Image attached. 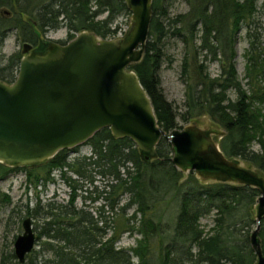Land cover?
Here are the masks:
<instances>
[{
	"label": "trees",
	"instance_id": "1",
	"mask_svg": "<svg viewBox=\"0 0 264 264\" xmlns=\"http://www.w3.org/2000/svg\"><path fill=\"white\" fill-rule=\"evenodd\" d=\"M256 1L184 0L188 11L172 16L168 6L161 5L167 0H154L144 56L129 69L137 74L150 97L158 125L166 133L181 128L178 118L186 123L207 115L224 129L225 135L219 140L223 154L239 158L262 173L264 117L256 104L264 102V86L243 90L234 67L233 49L234 36L253 17ZM2 8H8L12 15L10 19L0 17V31L4 33L0 44L7 32L14 31L18 40L33 46L37 45L38 34L62 26L69 39L81 31L103 39L115 38V20L131 15L127 0H0V13ZM168 37L179 40L192 59L205 52L213 60L218 58L221 64L218 77L211 78L198 61L192 71L185 57L182 61V73L187 76L185 111L181 114L166 100L158 75L165 56L164 40ZM19 61V56H10L0 63L1 81H14ZM251 61L248 60L252 66L248 76L255 79L263 72ZM228 90L234 92L235 100L227 96ZM253 144L258 145V150H252ZM84 145L91 148L90 156L69 160L68 153L74 149H64L35 167L11 168L0 163V181L20 171L25 173L27 185L39 182L45 185L49 181L54 183L50 174L56 169L60 180L70 189L65 203L50 201L39 216L43 222L36 239L46 240L41 251L51 253L49 264H133L134 258L137 264H153L152 241L156 238L160 239L156 264H253L255 255L249 235L256 225L252 211L259 195L256 189L206 182L193 172L182 179L181 172L171 163V147L165 138L160 139L154 157L148 162L130 139L115 138L108 128L96 132ZM125 196L127 200L123 203ZM77 198L87 205L77 209ZM96 202L101 204L94 214L85 209ZM10 203L9 195L0 192V207ZM38 206L39 203L33 211L37 217ZM169 206L174 222L156 224L155 220H162L163 209ZM133 207L135 210L129 215ZM30 213L27 209L26 215ZM208 216H213V226L206 234L199 228V220ZM170 227L172 230L168 232ZM133 232L141 236L135 247L117 246L123 234ZM259 238L264 254V218ZM39 255L40 251L33 249L23 263L16 261L14 253L10 257L14 264H38Z\"/></svg>",
	"mask_w": 264,
	"mask_h": 264
},
{
	"label": "water",
	"instance_id": "2",
	"mask_svg": "<svg viewBox=\"0 0 264 264\" xmlns=\"http://www.w3.org/2000/svg\"><path fill=\"white\" fill-rule=\"evenodd\" d=\"M154 0H127L129 27L121 37L103 39L79 32L65 44L21 47L16 78L0 80V163L11 168L42 165L57 152L83 145L108 128L115 138L130 139L145 161L155 155L161 138L170 144L171 163L206 182L247 186L258 191L252 206L256 227L249 235L253 264H264L259 238L264 218V174L220 149V130L194 123L166 133L150 97L130 65L139 63L148 41ZM15 239L19 263L37 241L31 220L22 221Z\"/></svg>",
	"mask_w": 264,
	"mask_h": 264
},
{
	"label": "rangeland",
	"instance_id": "3",
	"mask_svg": "<svg viewBox=\"0 0 264 264\" xmlns=\"http://www.w3.org/2000/svg\"><path fill=\"white\" fill-rule=\"evenodd\" d=\"M162 6H168V12L170 15H176L179 13H185L188 11V6L184 2V0H167V2H162ZM256 10L251 19H249L246 24L244 23L240 30L234 36L233 49L235 53L234 59V67L237 73V79L240 82L243 90L252 91L251 89L262 88L264 86V0L256 1ZM94 9V8H93ZM0 13V17L2 18H11V13H9L8 8H2ZM6 14V15H5ZM104 17L100 16L98 19H102ZM23 20L25 18L23 17ZM131 20V15L118 17L114 24L113 28H117L116 37H121L126 32L129 27ZM2 28V26H0ZM3 32L0 31V38L2 37ZM68 32L64 26L56 29L50 30L45 34H38L37 36V47L32 46V49L43 48L47 43L55 42V43H66L69 39L67 36ZM78 33H75V36ZM200 33H198L195 45L198 47L200 44L199 39ZM112 39V38H107ZM47 42L43 43L41 41ZM60 42V43H59ZM42 43V44H41ZM23 42L17 39L16 33L14 31H9L5 34L0 44V63H5L7 58L10 56H19L22 58L21 47ZM189 50H193L192 48ZM186 53V49L184 45L175 38H166L164 40V54L158 75L160 79L161 88L163 90V94L166 100L172 103L175 111L178 114H181L185 111L184 102H185V88H186V74L182 73V61L187 58V66L195 71V67L197 61L203 64L206 67L207 73L211 78H217L220 74L221 64L219 59L213 60V56L209 54H205V52H199L198 57L196 59H192L191 53ZM144 56V54H143ZM186 57V58H185ZM252 59L251 63H256V67L262 69L263 74L256 76L255 79H250L248 74L250 73L251 65L248 63V60ZM2 64H0L1 66ZM258 65V66H257ZM188 69V68H187ZM17 75V73H16ZM16 78V77H15ZM6 83V82H5ZM259 90V89H258ZM227 96L231 100L236 99V95L233 91L228 90ZM264 101V100H263ZM257 108L260 110L261 115L264 117V102L261 104H256ZM178 126L181 128L189 125L191 122L196 126L205 129V130H220L224 131V129L213 122L211 118L207 115L197 116L192 118L188 122H182L180 118L177 119ZM252 150H258V145L253 144ZM91 148L87 145H81L71 152L68 153L69 160L75 157H83L90 156ZM246 166H253L246 162H243ZM43 174V172H39ZM264 174V172H262ZM182 179H186L189 175L188 173H182ZM71 179H76L74 175L68 174ZM54 179V183L52 181L47 182L45 185L42 183H37L36 185L31 184L27 185L26 175L24 172L15 171L12 172L6 179L0 181V192L7 193L11 199V203L8 205H3L0 207V264H14L15 261L11 259L10 255L14 253V242L18 235L22 234V221L26 218L31 220V225L34 233L37 236L39 230H41L42 220L39 218L46 211V205L50 201H54L56 203H65L68 199L70 189L64 184L59 177V171L53 170L50 174ZM97 185H100V182H97ZM123 203L127 200V196L123 198ZM39 203V208L37 210L40 213L37 216H34L35 207ZM256 199L253 205H255ZM101 202H96L95 204L90 205V207L85 208L88 211H92V214L95 213V208L99 207ZM86 203H83L81 198H77L75 201V207L77 209L83 208ZM170 207V206H169ZM165 207L163 209V219L155 220V223L162 222V224H166L167 222L172 224L175 220L174 213L171 210V207ZM27 209L31 210V215L27 216ZM135 210V207L131 208L128 211V214L131 215ZM162 211V213H163ZM253 211V210H252ZM105 215H108L105 213ZM168 215V216H167ZM254 215V211H253ZM110 216V214H109ZM37 217L39 219H34ZM139 215H137V220L139 219ZM213 216H208L201 218L199 220V228L204 231V233H210V229L213 226ZM36 225L38 226L36 228ZM138 226V223L135 222V227ZM171 226V225H170ZM256 225L252 227V230ZM168 227V226H166ZM172 228L168 229V232H171ZM167 232V233H168ZM141 238L140 234L126 233L122 235V238L117 243L118 247L122 248H131L137 245V241ZM46 241L43 237L36 241L34 245V250L40 251V263L38 264H49V259H51V253L47 251H41L42 243ZM159 245L160 239L156 238L152 241V250L151 257L153 260V264L157 263V257L159 253ZM17 261V259H16ZM138 260L136 258L133 259V264H137Z\"/></svg>",
	"mask_w": 264,
	"mask_h": 264
},
{
	"label": "flooded vegetation",
	"instance_id": "4",
	"mask_svg": "<svg viewBox=\"0 0 264 264\" xmlns=\"http://www.w3.org/2000/svg\"><path fill=\"white\" fill-rule=\"evenodd\" d=\"M3 13V12H2ZM4 14V13H3ZM6 15V14H5Z\"/></svg>",
	"mask_w": 264,
	"mask_h": 264
}]
</instances>
